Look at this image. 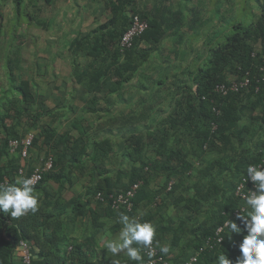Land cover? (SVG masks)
<instances>
[{"label":"trees","instance_id":"obj_1","mask_svg":"<svg viewBox=\"0 0 264 264\" xmlns=\"http://www.w3.org/2000/svg\"><path fill=\"white\" fill-rule=\"evenodd\" d=\"M13 2L17 12H20L25 0ZM136 2L137 0H108L111 18L72 40L74 77L84 94L93 96L85 105L82 112L84 115L72 120L69 130L62 135L59 134V127L44 123V113L47 112L45 102L37 98L33 82L26 80L17 83L15 76L8 73L10 86L0 95V184L5 185L6 180L13 184L10 172H13L15 166L18 168V159L10 158V142L21 140L33 131L37 133L33 132L35 138L32 148L54 144L52 149L55 151L62 146L70 149L74 160L70 169H78L82 164L76 163L87 157L100 176L108 173L105 172L104 162L110 155H116L118 140L115 139L116 134H106L104 131L106 127H110L109 131H112L118 117L108 116L106 121L96 124L85 115H96L102 111L97 94L103 91L104 94H112L116 91L115 86L118 84L112 85L111 81L107 85L108 81L117 78L121 83L128 84L141 74L143 77L151 55L159 49L157 47L164 36L172 30L168 23L166 26L162 24L165 21L160 22L151 14L137 10ZM256 3L262 11L258 21L248 25L241 22L232 25L231 32H224L221 42L215 45L211 43L201 64L197 63V68L190 72L189 78L180 87L177 86L174 93L180 96L175 100L179 110L170 117L153 119L152 125L143 130L135 125L148 121L149 117L143 113L128 114V117L121 118V123L130 129L124 139L125 149L122 146L126 162L121 171L128 179L125 190L142 181L133 200L134 209L139 200L138 194L150 174L166 172L164 190H167L168 183L173 178H181V183L172 187L167 197L175 196L176 191L181 188L184 190L186 197H178L176 200L186 210V220L180 221L174 238L180 240L185 234L186 224H191V240L186 246L190 254L182 260L181 257L170 258L161 253L170 264H185L204 241L213 237L216 230L228 220L235 221L243 228L240 221L233 218V213L244 207L245 211L241 214L246 216L248 209L245 201L236 195V189L247 173V167L264 160V141L261 139L264 135V0H256ZM135 15L148 22V30L135 40L132 49L121 51V39ZM2 37L0 25V45ZM144 43L151 44V47L144 48ZM257 44L262 45L261 51H258ZM246 76L249 78V85L240 92L226 96L214 92L216 85L241 80ZM180 77L182 75L175 79ZM169 79L170 75L162 72L157 84L166 86ZM174 86L175 83L170 84L167 90H173ZM106 105L107 113L111 112L108 106L114 105V102L108 101ZM258 111H261L260 114H257ZM97 118L101 120L104 117L97 115ZM251 139L256 142L253 148L249 144ZM212 152L215 156L207 158ZM50 156L54 160L53 170L44 174L40 184L34 187L35 191L43 189L44 184L49 181L58 182L54 174L56 152L46 157ZM3 160H7L8 165L3 166ZM160 160H164V163H160ZM171 161H177V164L172 165ZM103 179L93 187L92 192L96 195L106 192L104 196L107 199L113 193V188L108 176ZM159 202L160 199L156 198L155 203L158 205ZM119 211L129 213L124 209ZM39 216V210L35 213L29 211L19 218H12L8 213L0 211V264H22L15 256L21 240L28 241L31 246L32 264H88L84 263L80 245L69 246L68 253L65 254L52 256L53 253H41L43 259L35 260L30 243L33 236L29 233V227L37 225ZM244 235L247 233L238 235L231 233L226 227L222 243L214 250L202 253L196 264H214L221 253L227 254L235 264ZM154 240L156 242L157 238ZM143 250L140 264H146ZM127 264L138 262L131 261Z\"/></svg>","mask_w":264,"mask_h":264},{"label":"crops","instance_id":"obj_2","mask_svg":"<svg viewBox=\"0 0 264 264\" xmlns=\"http://www.w3.org/2000/svg\"><path fill=\"white\" fill-rule=\"evenodd\" d=\"M55 0H52L54 2ZM88 1V0H87ZM83 2H73L72 0H56L55 5L60 9L59 13L50 17L49 23L52 20L60 19L61 21H75L79 19V9L83 10V20L90 19V22L83 23L84 27L88 28L90 23L95 22L94 15L97 12V3L94 0ZM203 5V4H202ZM92 6V8H90ZM197 6V7H196ZM76 8L72 11V8ZM68 8H71L68 11ZM135 8L137 10L145 11L153 17L159 19L160 22L165 21L169 24L171 31H169L157 49L150 57L149 64L146 65V70H158L159 77L162 72L170 71L164 67L157 65L152 67L154 59L169 61L171 56H174L176 69H180V79L168 80L165 85H158L159 77L139 76L128 84H123L117 78L107 82V85H116V91L112 94H97L99 103L102 105V111L99 114H86L85 117L97 118V115L107 118L108 116L118 117V122L112 127H106L104 133L116 134L115 139L118 140L116 155H110L105 159L104 166L107 174L102 176L94 168L93 163L87 157H83L76 165L82 164L78 169H70L74 160L71 157L70 149H64L62 146L55 151L52 145L49 146H34L27 159L19 157V150L11 152V159H18L17 166L10 170V178L15 183L19 178H27L35 167L42 163L44 157L52 152H56L55 177L58 182L49 181L44 184L43 189L35 191L38 196V210L40 216L37 225L29 227V233L33 236L30 243L34 250V259L42 260L40 256L50 255V253H68L69 246L80 245L82 247L81 254L84 263L88 264H113V261H119V264H127L130 260L126 255L121 253L118 256H112L111 253L103 247L101 240L109 233L115 237L122 225L118 223V216L120 213L129 215V217L136 218L141 222H151L156 229V238L160 245H170V252L167 254L170 258H182V260L190 254L186 250L187 244L191 240L190 225L186 224L185 234L180 240L174 238V233L178 229L181 222L185 219V211L182 206L178 205L176 198L186 197L183 188L177 190L175 196L167 197L170 191V185L177 187L181 181L180 177H175L168 183L167 190H164L167 182V174L163 171H158L148 176V181L139 192V200L136 202L134 211L126 213L123 211H114L110 208L109 202H101L93 194V187L104 180L106 176L110 178V184L114 192H123L128 185V179L121 171V167L125 164L124 146L129 127L121 123L122 117H128V114L148 116L149 119L144 123H137L139 129L152 125L153 119L167 118L175 113V100L179 98L174 91L177 86L182 85L189 78L191 71L197 68V63L201 64V60L207 56L208 47L211 43L214 45L223 40V33L216 32V26L222 23H215L214 30L208 27L207 23L211 22V17H206L204 12H201L200 0H192V4L179 6L180 11L172 10L170 5L158 4L156 0L136 2ZM161 8V10H159ZM111 13V12H110ZM86 16V17H85ZM81 17V18H82ZM81 18L79 20H81ZM185 19L188 24L183 29H176V24ZM106 22H101L103 24ZM82 24V25H83ZM91 26L86 31H77L76 33H61L62 44H57L55 47L56 55L53 63L55 76L51 79H44L49 87L56 88L55 93H45L46 96L40 97L42 102H45L47 110L44 118V123H48L59 127L60 135L69 130V125L72 120L71 117L78 118L84 115L85 105L92 100V94H84L83 90L79 91V86L74 77L73 68V51L71 42L80 33L84 34L98 25ZM209 29V30H208ZM79 30V29H78ZM72 32V30H70ZM51 42L48 41L49 46ZM151 47V44L144 43V48ZM165 47L164 49H162ZM180 59V61L178 60ZM183 60V61H181ZM59 62L58 67L57 63ZM84 62V61H82ZM180 62L182 63L179 66ZM204 62V61H203ZM47 69V67H46ZM144 74L145 71H144ZM64 77H63V76ZM106 81V80H105ZM104 81V82H105ZM52 82V84H50ZM175 83L173 90L170 84ZM180 87V86H179ZM166 92V93H165ZM81 102L77 105L75 102ZM114 102V105L108 106L111 112L107 113V102ZM164 102L167 105H164ZM169 104V105H168ZM152 126L151 129H153ZM147 131V129H145ZM37 133L36 131H33ZM23 134V133H20ZM122 143V144H121ZM123 146V148H122ZM122 148V149H121ZM121 149V151H120ZM5 159V158H4ZM160 160V163H164ZM1 162V160H0ZM172 165H176L177 161H171ZM2 165H8L7 160L2 161ZM18 169H23L24 173L20 175ZM185 189V188H184ZM186 190H188L186 188ZM104 195L105 193L102 192ZM112 193V192H111ZM106 196V195H105ZM108 196V194H107ZM160 199L159 204L155 203V199ZM189 216V215H188ZM61 219V222H60ZM183 220V221H182ZM48 221V223L46 222ZM181 221V222H180ZM191 223V222H190ZM172 231V232H171ZM137 246V245H133ZM60 255V254H59ZM19 259V251L15 253ZM51 256V257H52ZM78 262V260H76Z\"/></svg>","mask_w":264,"mask_h":264},{"label":"rangeland","instance_id":"obj_3","mask_svg":"<svg viewBox=\"0 0 264 264\" xmlns=\"http://www.w3.org/2000/svg\"><path fill=\"white\" fill-rule=\"evenodd\" d=\"M72 1H78L79 3L87 0ZM140 1L141 0H137V3L139 4ZM142 1L144 2L146 0ZM156 1L158 4L170 5L172 10L178 12L180 11L179 6H184L185 3L186 5L192 4V0ZM94 2L97 3L98 13L94 15L95 22L90 23V26L86 28L83 23L90 22L91 20L87 19L85 21V18L83 20V10L81 8H78L79 19L82 17L81 20L76 19L73 22L55 19L49 23L50 17L60 11L55 5L56 0L54 2L51 0L50 3H46L43 0H25L24 4L21 6L20 12H17L15 9L13 0H0V25L3 32L0 45V95L10 86V78L8 77L9 72L15 76L17 83L26 80L33 82L35 86L33 91L40 100L42 95L46 96L45 93H51V95L55 93L56 88L53 89V87H49L44 79H51L56 75L53 69L55 58H58V56L55 57L57 49L55 45L57 42L62 44L63 40L61 33H65V31L69 33L81 32L82 30L86 31L93 25L107 22L112 16L108 0H94ZM87 3L91 4L89 0ZM258 5L256 0H200L201 12H204L205 18L207 16L212 18L211 22L207 23L208 27L214 30V21L216 23H222L221 26H216V32L224 33L228 31V34L231 32V27L234 24L240 22L246 25L254 22L256 23L262 13ZM90 8H92V6ZM75 9V7L72 8V11H75ZM70 10L71 8H68V11ZM159 10H161V8H159ZM130 14L131 13H129V15ZM182 21H185V19ZM186 24L187 22H179L176 24V29H183ZM70 30H72V32H70ZM48 41L51 42L50 45L52 46H49ZM164 48L165 47L162 49ZM257 49L261 51L262 45L257 44ZM173 57L174 56H171L169 61H165L166 64L163 63V60L154 59L152 61V67L157 68V65H160L167 70L169 69L170 71L165 73L170 75V80L175 79L180 76V67L178 69L174 67L178 65V63H175V58ZM178 60L180 61V59ZM181 64L180 62L179 66H181ZM57 65L60 68L59 62ZM146 67L147 66L144 68L146 73L144 76H152L153 78L159 77V73H157L158 70H146ZM50 84H52V82ZM79 91H82V89H79ZM75 103L77 105L82 104L79 101ZM164 105L166 106L167 103L164 102ZM260 112L261 111H258L257 114H260ZM70 117L69 120L75 119L73 118L74 116ZM105 119L106 118H102L101 120L93 118L96 124L100 122L103 123L106 121ZM261 139L264 141V135ZM255 143L254 139L249 141L252 148ZM213 156H215L214 152L209 153L207 158Z\"/></svg>","mask_w":264,"mask_h":264},{"label":"clouds","instance_id":"obj_4","mask_svg":"<svg viewBox=\"0 0 264 264\" xmlns=\"http://www.w3.org/2000/svg\"><path fill=\"white\" fill-rule=\"evenodd\" d=\"M249 179L254 190H248L244 197L247 215L240 212L236 217L243 228L232 220H228L226 226L231 233H247L239 245L240 255L235 264H264V166L249 165L246 180ZM33 185V178H19L9 185L0 184V211L8 213L12 218L22 217L29 211L35 213L38 210V196ZM118 223L122 225L119 233L115 237L109 233L102 238L103 247L114 257L123 253L130 260L140 264L143 259L142 250L153 245L155 227L151 222H141L124 213L119 214ZM156 246L165 255L171 250L170 245H160L159 241H156ZM113 264H119V261H113ZM214 264H233V261L227 254L221 253Z\"/></svg>","mask_w":264,"mask_h":264},{"label":"built area","instance_id":"obj_5","mask_svg":"<svg viewBox=\"0 0 264 264\" xmlns=\"http://www.w3.org/2000/svg\"><path fill=\"white\" fill-rule=\"evenodd\" d=\"M149 24L146 20L141 19L139 16L135 15L132 17L130 26L128 30L123 35L120 48L121 51H127L133 48L135 40L139 38L142 34L148 30ZM249 78L246 76L243 79L230 81L227 84H218L216 85L214 92L216 94H220L226 96L228 94L238 93L242 89L248 87L249 85ZM216 128V127H215ZM214 128V129H215ZM35 138V134L33 132L28 133L23 139H15L10 142V151L16 152L19 150L20 156L23 159H27L29 156V151L32 148L33 141ZM256 166H264V160L261 161ZM54 167V160L50 157H44L42 163L35 167L32 173L27 178H33L34 180V187L40 184L43 179L45 173L53 170ZM24 173L23 169H19V174L22 175ZM247 173L242 177L240 183L236 189V195L240 197L243 201L244 197L247 195L248 190H254L253 184L251 180H246ZM5 185H9V182L6 180ZM142 185V181L134 183L129 189L123 192H114L109 194V196H104L103 193L99 192L96 195V198L101 202H109L111 209L114 211H119L124 209L127 212H132L134 210V198L136 196L137 191ZM170 185V188H172ZM245 211V208L237 209L233 213V218H236L240 212ZM29 213V212H28ZM227 222V221H226ZM226 222L224 225L220 226L213 237H208L203 245L198 249V251L192 255L189 260L185 264H196L198 262L199 256L204 253L205 251L214 250L215 247L222 243L223 241V232L224 229L227 227ZM19 251V259L21 260L22 264H32V250L31 246L26 240H21L18 245ZM143 254L146 259V264H170L168 259L164 257L159 248L156 246L155 240L153 241V245L150 248L144 249Z\"/></svg>","mask_w":264,"mask_h":264}]
</instances>
